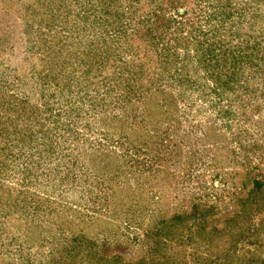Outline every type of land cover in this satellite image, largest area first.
<instances>
[{
  "label": "rangeland",
  "instance_id": "rangeland-1",
  "mask_svg": "<svg viewBox=\"0 0 264 264\" xmlns=\"http://www.w3.org/2000/svg\"><path fill=\"white\" fill-rule=\"evenodd\" d=\"M84 2L0 0V264H264V0H234L260 61L225 96L146 87L139 32L143 96L115 106L82 62Z\"/></svg>",
  "mask_w": 264,
  "mask_h": 264
},
{
  "label": "trees",
  "instance_id": "trees-1",
  "mask_svg": "<svg viewBox=\"0 0 264 264\" xmlns=\"http://www.w3.org/2000/svg\"><path fill=\"white\" fill-rule=\"evenodd\" d=\"M160 1L151 0L149 8L140 0H85L79 13L77 35L86 40L82 62L96 68L106 93L117 92L114 106L143 96L145 86L138 73L123 69L131 66L128 56L133 53L136 58L140 45L157 57L158 68L144 78H149L146 87L157 86L159 91L188 85L196 92V86H203L201 95L223 97L225 88L239 81L236 77L244 66L257 67L260 59L254 57V50L261 45V22L255 10L249 16L250 8L234 0H195L190 20L187 11L176 10V0H164L167 5ZM243 27L247 34L241 35ZM75 30L73 25L68 32ZM139 32L144 40L135 45ZM197 76H202V84L193 82ZM205 90L209 92L202 94Z\"/></svg>",
  "mask_w": 264,
  "mask_h": 264
}]
</instances>
